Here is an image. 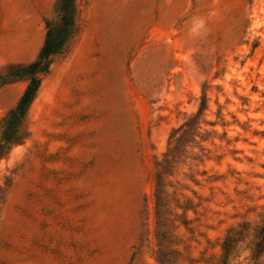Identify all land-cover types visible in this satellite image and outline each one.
I'll return each mask as SVG.
<instances>
[{"label": "rangeland", "instance_id": "rangeland-1", "mask_svg": "<svg viewBox=\"0 0 264 264\" xmlns=\"http://www.w3.org/2000/svg\"><path fill=\"white\" fill-rule=\"evenodd\" d=\"M56 1L0 0V74L38 58ZM77 28L0 162V264H161L159 231L169 264H218L264 213V0H77Z\"/></svg>", "mask_w": 264, "mask_h": 264}, {"label": "trees", "instance_id": "trees-1", "mask_svg": "<svg viewBox=\"0 0 264 264\" xmlns=\"http://www.w3.org/2000/svg\"><path fill=\"white\" fill-rule=\"evenodd\" d=\"M77 28V0H57L54 6V15L46 21V36L43 48L38 58L29 64L10 67L6 73L0 74V89L5 86L27 82V87L14 108H12L0 124V162L11 151L23 144L30 136L28 118L31 107L36 101L41 87L42 77L50 73L54 58L67 52L68 46L76 36ZM202 109L181 128L172 133L177 146L171 148L165 155V159L159 163L156 174L158 185L159 207L165 206L163 176L172 168V164L180 154L182 143L187 142L194 134L204 111ZM0 187V192H1ZM161 225V215L158 213ZM166 232L159 231V262L169 264L167 253L168 246L165 244ZM222 255L218 264H232V261L240 257V253H247L246 264H264V213L258 221H245L228 231L222 243Z\"/></svg>", "mask_w": 264, "mask_h": 264}]
</instances>
